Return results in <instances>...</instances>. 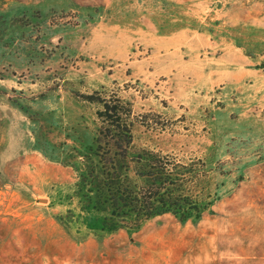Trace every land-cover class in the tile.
I'll list each match as a JSON object with an SVG mask.
<instances>
[{"label": "rangeland", "instance_id": "rangeland-1", "mask_svg": "<svg viewBox=\"0 0 264 264\" xmlns=\"http://www.w3.org/2000/svg\"><path fill=\"white\" fill-rule=\"evenodd\" d=\"M103 90L167 127L134 152L208 169L200 218L100 230ZM0 264H264V0H0Z\"/></svg>", "mask_w": 264, "mask_h": 264}, {"label": "trees", "instance_id": "trees-1", "mask_svg": "<svg viewBox=\"0 0 264 264\" xmlns=\"http://www.w3.org/2000/svg\"><path fill=\"white\" fill-rule=\"evenodd\" d=\"M106 94L103 90L81 97L84 102L100 106L96 112L100 123L96 149H90L98 158L99 171L95 169L89 175L93 183L90 192L94 193V209L110 215L104 219L100 230L112 233L127 218L135 223L169 213L181 214L182 221L193 216L200 218L207 207H201L191 197L193 195L185 197L182 187L188 182L185 178L191 176L190 182L195 183L198 177L208 173V169L203 164V168L195 164L191 173L188 170L185 174L189 175H185L180 172L174 153L150 148L134 152V123L151 131H165L167 127H158L155 119H161L160 115L135 116L130 103L115 94ZM85 179L87 177H83Z\"/></svg>", "mask_w": 264, "mask_h": 264}]
</instances>
